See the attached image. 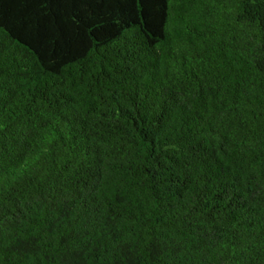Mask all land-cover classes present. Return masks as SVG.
Returning a JSON list of instances; mask_svg holds the SVG:
<instances>
[{"label": "trees", "instance_id": "obj_1", "mask_svg": "<svg viewBox=\"0 0 264 264\" xmlns=\"http://www.w3.org/2000/svg\"><path fill=\"white\" fill-rule=\"evenodd\" d=\"M0 264H264V0H0Z\"/></svg>", "mask_w": 264, "mask_h": 264}]
</instances>
